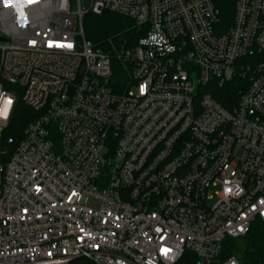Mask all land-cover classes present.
Listing matches in <instances>:
<instances>
[{
  "label": "built area",
  "instance_id": "1",
  "mask_svg": "<svg viewBox=\"0 0 264 264\" xmlns=\"http://www.w3.org/2000/svg\"><path fill=\"white\" fill-rule=\"evenodd\" d=\"M105 12L143 35L95 47ZM235 77L230 107L201 92ZM0 93V264H241L220 256L264 224V0H0Z\"/></svg>",
  "mask_w": 264,
  "mask_h": 264
},
{
  "label": "trees",
  "instance_id": "2",
  "mask_svg": "<svg viewBox=\"0 0 264 264\" xmlns=\"http://www.w3.org/2000/svg\"><path fill=\"white\" fill-rule=\"evenodd\" d=\"M231 11L223 10V20L229 24ZM84 29L86 38L90 40L95 47H100L106 51L116 54L124 43L129 46V41L135 42L136 38L143 35V32L136 26L132 19L118 16L114 13L105 12L101 16L87 15L85 17ZM113 42L114 44H112ZM115 45V46H113ZM133 45V44H132ZM115 73L113 77V87L115 91H120L118 85H125L129 73L126 67L117 59L114 62ZM241 77H235L234 81L213 92L214 97L225 107H230V103H235L239 99V86L242 84ZM18 107L24 112H30L29 109L20 100ZM20 128H12L9 134H18L21 138L24 131L22 114L19 115ZM229 257H236L241 264H264V224L256 221L245 236L237 239L227 238L223 243L221 260ZM193 257L187 253L181 264H192ZM70 264H91L86 260H76Z\"/></svg>",
  "mask_w": 264,
  "mask_h": 264
},
{
  "label": "snow or ice",
  "instance_id": "3",
  "mask_svg": "<svg viewBox=\"0 0 264 264\" xmlns=\"http://www.w3.org/2000/svg\"><path fill=\"white\" fill-rule=\"evenodd\" d=\"M4 2H5V6L7 7L8 6V0H4ZM28 2L31 4L33 2V0H28ZM32 43L34 44L35 41H32ZM48 46L49 47L57 46V47H67V48H71L72 47V44L71 43H58V42H54V41H49ZM143 90L144 89L142 87L141 91H143ZM225 191L226 192H230L231 189H227L226 188ZM72 195H76V193H73ZM69 199H71V197ZM171 251H172V249L169 248V247H163L161 249L162 254H165V255L168 254V253H170Z\"/></svg>",
  "mask_w": 264,
  "mask_h": 264
},
{
  "label": "clouds",
  "instance_id": "4",
  "mask_svg": "<svg viewBox=\"0 0 264 264\" xmlns=\"http://www.w3.org/2000/svg\"><path fill=\"white\" fill-rule=\"evenodd\" d=\"M152 39L155 40L156 37L153 36ZM13 103L14 101L11 97L5 96L3 93H0V105H3L2 110H0V117L7 119L9 114V108Z\"/></svg>",
  "mask_w": 264,
  "mask_h": 264
},
{
  "label": "rangeland",
  "instance_id": "5",
  "mask_svg": "<svg viewBox=\"0 0 264 264\" xmlns=\"http://www.w3.org/2000/svg\"><path fill=\"white\" fill-rule=\"evenodd\" d=\"M117 15V14H116ZM118 16H121V15H118ZM121 17H124V16H121ZM127 19V17H125ZM129 19V18H128ZM133 21V20H132ZM112 44H114L113 42H111ZM133 44V40L131 42V40L129 41V46L128 47H131ZM115 46V45H113ZM216 89L214 88V86L210 85V86H206V87H203L201 88V92L202 94H206V93H212V92H215Z\"/></svg>",
  "mask_w": 264,
  "mask_h": 264
}]
</instances>
